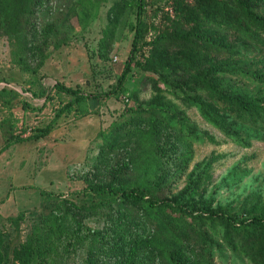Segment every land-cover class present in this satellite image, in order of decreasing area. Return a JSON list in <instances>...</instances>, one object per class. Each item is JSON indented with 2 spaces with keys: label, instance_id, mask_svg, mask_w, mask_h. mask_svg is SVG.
<instances>
[{
  "label": "rangeland",
  "instance_id": "1",
  "mask_svg": "<svg viewBox=\"0 0 264 264\" xmlns=\"http://www.w3.org/2000/svg\"><path fill=\"white\" fill-rule=\"evenodd\" d=\"M199 6V0H147L140 65L134 66L124 89L102 100L89 98L66 111L55 139L52 134L6 148L8 138L20 133L26 137L32 128L46 126L71 99L55 88L58 82L85 93H103L117 84L130 55L137 8L133 0H41L32 25L19 33H1L0 264H21L16 250L32 239L38 243L28 264H127L133 245L143 252L137 264H171L173 252L189 264H264L260 242L253 245L255 237L248 241L247 253L237 254L230 248L225 255L211 253L193 239L171 236L145 210L113 202L108 193L96 188L98 184L158 183L162 195L178 197L195 213L223 207L240 217L264 210V139L241 143L203 115L199 101L213 107L212 89L201 80H191L185 58L195 40L204 60L216 58L219 51L223 55L219 59H226L229 53L219 49L217 42L227 36L223 42L236 43L232 50L238 51L237 65L244 69L248 63L260 79L219 71L228 62H213V80L226 90L261 91L262 97L264 47L248 46V36L229 27L212 26V35L206 34L183 11V7ZM259 6L264 9V1ZM164 33L168 40L151 43ZM157 48L170 54L169 59L162 58L169 61L163 68L157 64ZM204 64L201 68L210 67L208 61ZM6 89L10 93L4 96L1 91ZM158 93L167 104L163 114L181 110L180 115L199 133L209 136L196 137L175 119L155 125L135 118L132 125H123L140 111L147 112V117L158 113L154 109ZM129 107L135 112L127 111ZM83 110L87 113L82 114ZM221 114L231 130L247 132L232 112ZM120 125L126 135L105 143ZM58 141L63 148L54 147ZM213 156L219 158L211 168L212 177L205 176L207 186L192 194L190 186L204 177L199 163ZM45 195L52 198L41 204ZM83 198L88 206L92 202L98 207L81 213L71 201L79 204ZM185 215L183 223L193 234V220ZM56 218L61 221L54 222ZM153 241L166 246L167 256L152 251L148 243Z\"/></svg>",
  "mask_w": 264,
  "mask_h": 264
},
{
  "label": "trees",
  "instance_id": "2",
  "mask_svg": "<svg viewBox=\"0 0 264 264\" xmlns=\"http://www.w3.org/2000/svg\"><path fill=\"white\" fill-rule=\"evenodd\" d=\"M41 0H0V35L1 33H19L22 32L25 27L29 24L32 25L34 16H36L37 5ZM264 0H199L200 6L198 8H185L183 11L187 13L188 19L193 20L195 24L203 27V31L206 34L212 35L211 28L212 26L218 27H229L233 29L236 33L243 31L245 35L248 36L250 41L247 43L249 46H263L264 47V9L259 10L260 4ZM133 5L137 8V19L134 26V38L132 41V47L130 50V55L128 56L124 68L121 74L118 77V82L110 90L103 93H85L81 89L73 88L66 86L64 83H57L55 88L68 96L71 99L63 105L55 115V117L50 121L49 124L42 127H35L31 129V134L24 137L23 133L17 134L15 138H8L6 147H9L13 143L19 142H34L39 141L41 138H48L53 134V132L60 127V120L65 116V112L68 110H73L76 105H81L89 98L94 99H105L113 95L118 94L132 73L135 65H140V62L137 60L139 52L141 50V43L145 37V15L147 11V0H133ZM202 18L207 19L211 22V25H208V22L203 21ZM219 30H217L218 32ZM222 37L224 35H218ZM192 38V35L190 36ZM168 34L158 35L151 43L154 45L160 44L165 40H168ZM200 39V38H198ZM197 39V40H198ZM228 40V37L225 36L221 41L217 42L219 49H224L229 53L226 59H219L223 55L220 54L222 51H219V55L216 58H211L210 60H204L202 56L195 48L199 47V44L193 40L192 46L189 48V52L185 55L187 68L189 69L190 78L193 81L201 80L203 83H206L207 86L212 89L211 99L212 106L203 101L200 102V109L204 116L211 122H213L218 127L225 130V132L236 139L241 143H247L251 145L250 139H264V96L259 97L262 93L261 91L246 90L241 87H234L230 90L222 87L220 82L221 76L218 75V81L216 83L213 80L214 66L213 62H216L217 65L225 64L226 66H219V71H224L233 75L241 74L248 77H258L256 72H251L252 68L250 65H246V68H241L238 66L239 60L236 59L238 54L237 50H232L236 46V43L223 42V40ZM227 48V49H225ZM160 52L157 64L159 68H163L165 65L169 64V61L163 59L165 56L170 57V54L166 49H156V53ZM166 57V58H167ZM162 60V61H161ZM160 61V62H159ZM208 61L210 67L201 68L204 63ZM180 65V64H179ZM249 68V69H247ZM164 77V76H162ZM184 85V84H183ZM182 86V85H179ZM157 91H161L162 88L160 85L156 84ZM210 91L209 88L205 87ZM8 89L2 90V95L9 94ZM133 92V96L135 95ZM42 94H47L46 91ZM156 106L155 110L159 112L151 114L149 117L145 115L144 111H140L141 115H131L132 118L128 123H123V125L130 124L135 122L132 119L137 118L138 122L149 121L155 125H162L171 123L170 120L180 121L185 130L193 132L196 137H206L209 136L208 133L201 131L198 132L197 128L193 126L186 117L180 115V111L174 110L171 114H163V111L167 110V104L165 102V96L158 93L155 97ZM155 102V101H154ZM129 112H135L134 108H127ZM232 112L241 123L243 128L247 129L245 134L240 130H231L229 128V120L224 117L221 112ZM85 110L82 111V114H86ZM156 115V116H155ZM180 115V116H179ZM132 121V122H131ZM123 125L118 126V130H115L112 134L106 136L105 143H109L116 139V136L123 137L126 134L120 129L123 128ZM254 126V127H253ZM253 127V128H251ZM161 131L160 127H157ZM242 128V129H243ZM250 128V129H248ZM125 129V128H124ZM125 131V130H124ZM129 133V132H128ZM249 133V134H247ZM12 135H15L14 133ZM212 138V137H211ZM13 139V140H12ZM214 141L215 138H212ZM4 149V148H3ZM218 156L210 157L201 163L199 167L202 168L204 177L200 176L198 180L195 181L193 186H190L192 194H196L201 190L202 186L206 187L207 180H209L212 175L210 174L213 164L218 160ZM207 177V180L205 179ZM204 178L206 181H203ZM90 188V184L88 185ZM97 190L102 191L103 193H108L113 202L122 201L132 206H137L140 209L146 211V213L152 218V220L157 223L160 227L164 229L165 232L169 233L171 236L177 238L187 237L189 240H194L202 248L208 250L211 253H220L225 255L227 249H231L234 253L239 254L247 253V245L250 238H257L254 241V247L257 242H260V245L263 249L264 254V210L260 213L252 214L249 216H237L231 210L224 209L223 207L211 208L208 210H201L200 212H194L189 210L188 206L181 202L178 197L169 198L163 192V187L158 183H150L146 185H131L123 184L121 186H115L113 184H98L96 187ZM78 195V194H77ZM52 197L45 195L44 204L48 202ZM66 202L69 200H65ZM71 204L75 209L79 210L81 213H89L90 209H96L98 204L88 206L85 198L81 199L78 202L71 201ZM181 213V215H179ZM178 216H177V215ZM192 218L190 223L193 234L190 232L189 226L184 225V216ZM185 215V216H186ZM23 214H19V217H22ZM61 221L59 218L54 219V222ZM207 227V229H206ZM195 235V236H191ZM38 241L32 239L29 240L21 249L16 250V257L21 259V264H28L32 261L34 250L32 247L35 246ZM208 243V248L206 244ZM152 246L154 252L165 254L167 256L166 246L152 242L148 243ZM151 251V252H152ZM140 248H135L133 245L131 251L127 257V264H137L138 258L141 256ZM250 256V252H248ZM171 264H189L181 256H178L176 253L171 254Z\"/></svg>",
  "mask_w": 264,
  "mask_h": 264
},
{
  "label": "crops",
  "instance_id": "3",
  "mask_svg": "<svg viewBox=\"0 0 264 264\" xmlns=\"http://www.w3.org/2000/svg\"><path fill=\"white\" fill-rule=\"evenodd\" d=\"M59 128H60V127H59ZM59 128H58V129H59ZM56 130H57V129H56ZM56 130L53 132V139H55L54 137H55L56 134H57ZM50 137H52V136H49V138H50ZM60 142H62V141L55 142L54 147H57V146L59 145V147H62V148H63V144H64V143L62 144V143H60ZM44 200H45V196H44L43 201L41 202V204H43ZM7 201H8V200H6L5 203L3 202L2 205H5V204L7 203ZM41 204H40V205H41ZM0 208H1V207H0Z\"/></svg>",
  "mask_w": 264,
  "mask_h": 264
}]
</instances>
